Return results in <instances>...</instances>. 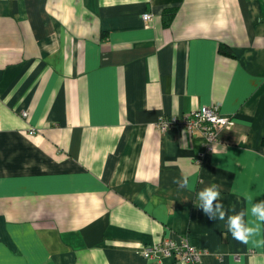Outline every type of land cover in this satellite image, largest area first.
Returning a JSON list of instances; mask_svg holds the SVG:
<instances>
[{
  "label": "crops",
  "instance_id": "1",
  "mask_svg": "<svg viewBox=\"0 0 264 264\" xmlns=\"http://www.w3.org/2000/svg\"><path fill=\"white\" fill-rule=\"evenodd\" d=\"M210 104L234 120L210 151L156 127ZM210 184L229 215L264 200V0H0V264H264ZM164 237L205 253L142 256Z\"/></svg>",
  "mask_w": 264,
  "mask_h": 264
},
{
  "label": "built area",
  "instance_id": "2",
  "mask_svg": "<svg viewBox=\"0 0 264 264\" xmlns=\"http://www.w3.org/2000/svg\"><path fill=\"white\" fill-rule=\"evenodd\" d=\"M153 15L150 12L142 14L145 22H150ZM234 125L231 116L219 113L217 104L200 106L196 110L190 111L181 116L160 117L156 127L160 131H165L171 127L183 129L191 134L196 133L202 138L205 151H210L213 145L219 141L218 132L221 129H229ZM30 135L35 134V130H29ZM204 156V152L200 153ZM142 256L146 259H156L159 261L163 257H173L178 261L197 263L204 255V250L191 245L186 239L175 240L164 237L158 242H154L142 249Z\"/></svg>",
  "mask_w": 264,
  "mask_h": 264
},
{
  "label": "clouds",
  "instance_id": "3",
  "mask_svg": "<svg viewBox=\"0 0 264 264\" xmlns=\"http://www.w3.org/2000/svg\"><path fill=\"white\" fill-rule=\"evenodd\" d=\"M213 151V150H212ZM218 156V154H216ZM199 169H195L190 175L197 176ZM177 183L184 188L190 186V176L186 175ZM234 194L242 195L238 190L233 189ZM244 199L250 204L247 209L240 211L233 210L229 215L226 212L225 205L221 199V190L218 185L210 184L202 188L197 194V207H199L205 216L214 221H225L227 231L232 238L247 244L249 240L257 235L262 225H264V200L253 202V197L244 195ZM254 217L255 220L246 219V217Z\"/></svg>",
  "mask_w": 264,
  "mask_h": 264
},
{
  "label": "trees",
  "instance_id": "4",
  "mask_svg": "<svg viewBox=\"0 0 264 264\" xmlns=\"http://www.w3.org/2000/svg\"><path fill=\"white\" fill-rule=\"evenodd\" d=\"M170 11L171 10H168V9H166V10L163 11L162 19H163V23L164 24H167L168 23V18H169V13L168 12H170Z\"/></svg>",
  "mask_w": 264,
  "mask_h": 264
}]
</instances>
